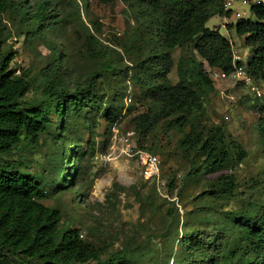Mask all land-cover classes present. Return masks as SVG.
<instances>
[{"label":"rangeland","instance_id":"1","mask_svg":"<svg viewBox=\"0 0 264 264\" xmlns=\"http://www.w3.org/2000/svg\"><path fill=\"white\" fill-rule=\"evenodd\" d=\"M39 1L27 0L28 11H35ZM225 1L232 15L213 16L207 25L219 28L231 40L239 66L251 81L236 72L217 79L214 72L212 87L202 93L204 109L185 126L175 122V115L158 119L160 103L150 93L152 81L145 69L148 64L160 65L152 58L159 46L149 17L142 13L146 5H128L123 0H50L51 18L41 27L17 10L3 13L4 45L16 51L17 73L27 72L32 80L24 101L43 98L42 69L57 56L70 78L99 72L93 105L72 118L65 139L57 141L51 126L38 144L21 146L8 158L41 177L42 202L59 208L62 224L79 228L86 240L103 250H119L126 244L150 250L133 264H171L179 251V238L195 229H225L232 244L243 242L237 216L263 202L264 147L257 120L264 104V78L247 71L250 48L245 37L230 27L239 18L254 15L249 1ZM170 58L168 77L173 84L180 79L178 68L184 59L196 58L210 69L191 44L175 48ZM209 71L212 75L213 69ZM112 112L118 114L113 125ZM143 113L155 123L147 132L139 126ZM52 116L59 120L55 113ZM216 130L241 143L246 155L240 159V151L230 144L232 158L226 167L200 170L197 167L204 161L200 143L190 144L186 137L191 131L204 136ZM72 146L82 155L81 170L72 186H64ZM141 150L158 155V175L145 173ZM223 174L234 178V189L211 194L208 190L220 184Z\"/></svg>","mask_w":264,"mask_h":264},{"label":"trees","instance_id":"2","mask_svg":"<svg viewBox=\"0 0 264 264\" xmlns=\"http://www.w3.org/2000/svg\"><path fill=\"white\" fill-rule=\"evenodd\" d=\"M109 2L111 0H102ZM128 5L144 7L149 17L150 31L158 40L159 50L152 58L159 66L148 64L145 73L152 81L150 93L159 104L158 119L175 115L173 119L185 126L190 117L204 109L202 93L212 87L209 70L196 58L184 59L179 64L180 79L173 84L168 71L171 68V51L191 44L205 59L209 67H217L230 74L236 66L231 40L219 28L210 27L207 21L213 16H231L225 0H123ZM253 17H241L230 27L245 37L250 48L246 63L249 73L264 78V1L248 0ZM27 0H0V262L17 260L22 264H133L150 253L141 244H126L121 249L103 250L94 242L82 237L79 228L63 223L59 208L42 202L45 189L41 177L22 169L8 157L26 144H38L41 134L53 126L56 140L65 139L71 120L90 108L95 99L97 70L85 78L73 79L63 68L60 56L42 69L45 86L39 101H24L32 88L27 72L17 73L14 64L16 51L5 47L3 13L17 10L25 20H37L39 27L49 18L50 0H40L36 10L29 12ZM148 8L150 10H148ZM70 80V81H69ZM71 82L73 86H71ZM55 113L59 120H55ZM117 112L109 116L113 125ZM140 130L147 132L154 120L148 113L139 116ZM257 125L264 147V104L259 108ZM189 132L186 142L198 140L204 155L203 164L214 172L226 167L232 158L230 144L246 155L241 143L228 139L219 130L204 136ZM231 137V136H230ZM70 169L63 178L64 186L81 170L82 155L72 146ZM220 184L210 188L211 194L230 193L235 185L230 175H221ZM173 185V180L168 182ZM243 242L231 243L225 229L214 232L195 229L179 238V251L172 256L171 264H264V199L256 208L237 216ZM137 246V247H134Z\"/></svg>","mask_w":264,"mask_h":264},{"label":"built area","instance_id":"3","mask_svg":"<svg viewBox=\"0 0 264 264\" xmlns=\"http://www.w3.org/2000/svg\"><path fill=\"white\" fill-rule=\"evenodd\" d=\"M245 2H247L248 0H244ZM255 1H259V0H255ZM264 1V0H263ZM225 6H226V3H225ZM226 9H228L226 7ZM237 59H240L239 56L237 54H234V61L237 63ZM236 68L233 72H236V73H239V74H243V78L247 81V82H250L251 81V76L250 75H246L245 73V70L243 68V66H239L238 64L236 65ZM213 69V72H212V75L210 73V77L213 79V74L215 72V74L218 76L217 79L219 78H225L227 77L229 74L222 71L221 69L217 68V67H211L209 70ZM232 72V73H233ZM231 74V73H230ZM252 88L254 90L257 91V93L259 95H261V90L259 89V86H255V84H253ZM139 156L141 157V160L143 161V164L145 166V173L148 174V175H154V174H159V165H158V155L157 154H154L152 152H147V151H139Z\"/></svg>","mask_w":264,"mask_h":264}]
</instances>
